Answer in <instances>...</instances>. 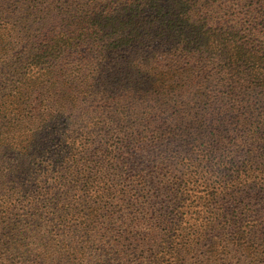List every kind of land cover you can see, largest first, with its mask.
<instances>
[{
    "label": "trees",
    "instance_id": "trees-1",
    "mask_svg": "<svg viewBox=\"0 0 264 264\" xmlns=\"http://www.w3.org/2000/svg\"><path fill=\"white\" fill-rule=\"evenodd\" d=\"M85 117L100 147L67 131ZM7 152L0 264H264V0H0ZM80 160L81 204L51 220L81 241L46 238L39 180Z\"/></svg>",
    "mask_w": 264,
    "mask_h": 264
},
{
    "label": "rangeland",
    "instance_id": "rangeland-1",
    "mask_svg": "<svg viewBox=\"0 0 264 264\" xmlns=\"http://www.w3.org/2000/svg\"><path fill=\"white\" fill-rule=\"evenodd\" d=\"M87 105L90 106L92 104L88 103ZM100 107L103 108V105H101ZM91 111L92 110L90 109V112ZM91 115H92V112H91ZM85 118L86 119H83L80 121H74V122L64 121L67 127L66 128L67 131L70 133V135L74 136V139L77 142L79 141L77 137H81L82 141L85 140L84 143H88V144L90 143V148H94L96 145L100 147L101 144H103V132H104V130L100 127L102 123V119L95 118V117H92L91 119L90 118L88 119L87 117ZM96 124H97V127L94 129L93 126ZM93 129H94V134L93 133H88V135L81 134V133H84L86 131H90ZM164 145L172 146L174 144H164ZM84 154H86V152H84ZM13 158H14V153L7 152L6 156L1 157V159H5V161L0 162V165L5 166V167L11 165L13 163L12 162ZM83 162H84L83 160H80L78 162H69L61 166H56V164L52 162L53 166L52 168L51 167L49 168L50 171H48V175L45 177H41V179L39 180L41 182L39 188L48 190L47 192H50L52 200H53V205L51 204L50 209L47 211L50 213L48 215L49 220L44 221L42 219L39 221L37 219L33 220L32 218H30L31 215L27 209L28 206L27 207L24 206L25 204L21 202V200H18L20 201L19 203H16L15 201H11L12 203H15L14 206H11V209H10V214H13V215L7 218L11 221L13 219H16V220H13L14 223L16 224L18 223L20 219L23 222L32 219V222H34L35 225H38V224L41 225L43 223H45V225H50L49 227L43 225V229H41L40 231V233L44 235V237L49 238V239L63 236L65 237L68 243H77L81 241L80 237H81L83 230L77 222L71 221V225L68 226L70 228H67V233H64L62 229H59L58 223L55 220H51V218L53 215L56 214V209L61 204L71 206L74 210H76L80 206L81 199L84 196L85 192L87 191V188L84 189L85 178L79 175L77 172V167H80V165ZM68 165H70L69 168L67 167ZM87 165H90V164H87ZM200 177H201V174H198L197 177L194 179H200ZM197 181H195L193 185H196ZM193 192L194 190H191L189 192L187 199L189 200L194 199ZM202 194H204V192H202ZM197 202L199 203V206H197V208L201 211V215H205L206 213H204L205 210L202 207V201H197ZM20 203H22V205ZM201 219L202 217H200V220ZM13 226L14 228H17V230L19 229V227L10 223L11 228L8 232L13 231L12 229ZM36 235L40 236L38 232L36 233ZM28 242H29L28 238L24 239L23 242H21L24 246H21L20 249L21 250L30 249L29 247L31 245ZM97 246H101V245H97ZM100 250L101 249L93 251L92 252L93 256H99ZM107 257H106V262L107 263L112 262V261L107 260ZM125 264H126V261H125Z\"/></svg>",
    "mask_w": 264,
    "mask_h": 264
}]
</instances>
